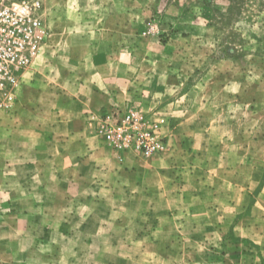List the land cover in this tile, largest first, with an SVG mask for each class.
Listing matches in <instances>:
<instances>
[{
	"label": "rangeland",
	"instance_id": "rangeland-1",
	"mask_svg": "<svg viewBox=\"0 0 264 264\" xmlns=\"http://www.w3.org/2000/svg\"><path fill=\"white\" fill-rule=\"evenodd\" d=\"M43 2V21L51 37L16 88L12 108L38 98L49 103L45 93H39H49L56 81L63 86L72 71L94 72V64L87 66L85 60L90 55L113 58L112 64L102 65V78L120 88L128 84L126 80H136L143 90L138 100L127 103L161 122L168 149L149 159L116 154L98 126L105 113L122 108L113 105L90 118L103 152L122 166L132 160L156 170L151 183L163 187L171 200L191 201L200 187L209 186L212 191L201 199L212 200L215 208L209 216L216 223L210 226L211 237L201 241L139 238L148 226L114 223L107 217L112 210L116 217L121 213L128 217L130 212L139 216L145 210L142 206H107L91 213L94 219L83 225L79 217L91 209L65 211L59 205H45L37 213L40 222L30 216L33 222L9 227L0 264H182L194 250L211 252V260L206 254L202 259L206 264H264L261 0H246L240 6L230 0ZM7 211L4 207V221ZM50 217L60 222L66 217V227L49 224ZM53 226L66 231L68 238L49 239Z\"/></svg>",
	"mask_w": 264,
	"mask_h": 264
},
{
	"label": "crops",
	"instance_id": "crops-1",
	"mask_svg": "<svg viewBox=\"0 0 264 264\" xmlns=\"http://www.w3.org/2000/svg\"><path fill=\"white\" fill-rule=\"evenodd\" d=\"M85 60L87 66L94 64V72L87 75L72 71L64 79L63 86L56 81L49 86V93H39H45L49 103H41L38 98L9 111L0 109V207L3 211L0 215V253L4 251V242L9 240V227L16 225L18 228L27 223L26 220L40 222L42 217L37 213L45 205L50 208L59 205L65 211L72 207L91 209L89 214L83 213L87 216L79 217L83 225L94 219L91 213H97L98 209L103 211L107 206L110 209L142 206L145 210L139 216L130 212L128 217H123L126 214L122 213L116 217V211L112 210L107 218L114 223L148 226L139 238L182 241L210 238L213 234L210 226L216 220L211 223L209 213L215 205L211 199H201L212 191L209 186L200 187L191 201L171 200L163 187L152 185L151 177L156 170L141 167L132 160L122 166L103 152L101 141L93 134L91 115L113 105L133 106L127 101L138 100L141 94L138 92L143 88L137 87L133 78V81L126 80L128 84L123 88L103 79L102 65L112 64L111 57L98 59L90 55ZM29 85L35 87V84ZM109 166L113 169L108 170ZM109 199L114 202H108ZM4 207L8 210L5 221ZM185 208L193 211L185 212ZM9 209L17 210L11 212ZM26 210H31L32 214H27ZM67 221L66 217L61 222L50 217L48 222L66 227ZM202 224L208 228L201 229ZM190 225L192 230H188ZM52 235L68 238L66 231L56 226L50 227L48 238ZM205 254L211 260V252ZM182 255L186 256L185 251ZM204 255L194 250L191 259L182 264H206L202 260ZM3 257L4 254H0V259Z\"/></svg>",
	"mask_w": 264,
	"mask_h": 264
},
{
	"label": "built area",
	"instance_id": "built-area-1",
	"mask_svg": "<svg viewBox=\"0 0 264 264\" xmlns=\"http://www.w3.org/2000/svg\"><path fill=\"white\" fill-rule=\"evenodd\" d=\"M43 0H0V109L10 110L16 88L51 37ZM99 132L119 156L149 159L168 149L160 121L136 106L117 108L98 121Z\"/></svg>",
	"mask_w": 264,
	"mask_h": 264
},
{
	"label": "trees",
	"instance_id": "trees-1",
	"mask_svg": "<svg viewBox=\"0 0 264 264\" xmlns=\"http://www.w3.org/2000/svg\"><path fill=\"white\" fill-rule=\"evenodd\" d=\"M234 3V5L236 6H240L242 4V2L246 1V0H230ZM262 2V6L264 7V0H261Z\"/></svg>",
	"mask_w": 264,
	"mask_h": 264
}]
</instances>
